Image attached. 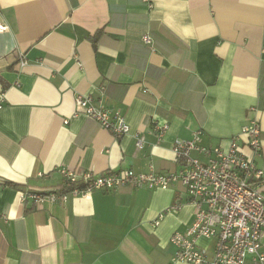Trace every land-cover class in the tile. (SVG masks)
Here are the masks:
<instances>
[{
    "label": "crops",
    "instance_id": "1",
    "mask_svg": "<svg viewBox=\"0 0 264 264\" xmlns=\"http://www.w3.org/2000/svg\"><path fill=\"white\" fill-rule=\"evenodd\" d=\"M2 25L0 264L171 262L170 237L196 210L184 185L22 199L24 190L64 181L60 166L175 170V139L199 130L202 142L227 146L254 117L264 168V0H0ZM79 93L122 112L130 132L73 116ZM155 121L169 123L161 138ZM176 199L182 208L153 226ZM262 241L264 249V231ZM214 243L198 240L209 252Z\"/></svg>",
    "mask_w": 264,
    "mask_h": 264
},
{
    "label": "built area",
    "instance_id": "2",
    "mask_svg": "<svg viewBox=\"0 0 264 264\" xmlns=\"http://www.w3.org/2000/svg\"><path fill=\"white\" fill-rule=\"evenodd\" d=\"M143 39L152 42L148 33L143 35ZM20 56L22 63L25 62V55L21 52ZM75 103L73 116L87 114L118 136L130 132L131 126L119 110L97 104L91 96L82 93L76 95ZM154 126L161 138L169 123L155 121ZM261 133L260 121L252 117L227 146L202 142L199 130L191 138H177L172 149L179 167L166 172L155 171L153 165L146 172L122 168L101 173L60 166L58 171L74 184L71 189L24 190L22 199L30 198L35 204H40L65 200L70 194L92 198L95 189L110 190L124 184L168 188L181 183L185 186L188 202L196 210L187 229L175 230L171 235L176 251L169 264L178 260L191 264H264V168L255 159L262 149ZM135 143L143 148L144 136L137 135ZM244 145L250 148L252 155L245 152ZM182 205L181 200H174L157 215L153 226L160 223L165 212L179 211ZM202 237L215 240L212 252L198 244Z\"/></svg>",
    "mask_w": 264,
    "mask_h": 264
},
{
    "label": "trees",
    "instance_id": "3",
    "mask_svg": "<svg viewBox=\"0 0 264 264\" xmlns=\"http://www.w3.org/2000/svg\"><path fill=\"white\" fill-rule=\"evenodd\" d=\"M73 186H74V184L71 181H69L68 179L64 178V181H62L59 184L41 186V189L43 191H50V190H55V191H68Z\"/></svg>",
    "mask_w": 264,
    "mask_h": 264
}]
</instances>
